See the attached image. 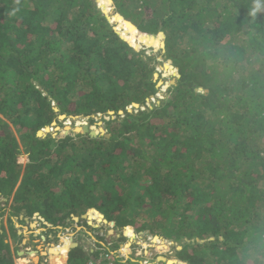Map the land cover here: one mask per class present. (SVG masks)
<instances>
[{
  "label": "trees",
  "instance_id": "obj_1",
  "mask_svg": "<svg viewBox=\"0 0 264 264\" xmlns=\"http://www.w3.org/2000/svg\"><path fill=\"white\" fill-rule=\"evenodd\" d=\"M106 2L131 38L164 36L175 83L148 107L158 56L125 40L97 0H0L1 197L51 232L88 211L188 240L182 263L264 264V0ZM98 115L104 135H38L59 117ZM6 241L0 264H14ZM68 251L66 239L51 249L58 262Z\"/></svg>",
  "mask_w": 264,
  "mask_h": 264
},
{
  "label": "rangeland",
  "instance_id": "obj_2",
  "mask_svg": "<svg viewBox=\"0 0 264 264\" xmlns=\"http://www.w3.org/2000/svg\"><path fill=\"white\" fill-rule=\"evenodd\" d=\"M102 0H97L99 8L102 9V11L109 17V21L111 24L115 25V28L117 32L125 39L131 42L132 45H134L138 50H145L146 54L148 56H158V62L156 63V73H155V79H159L158 87L160 88V92L155 96L152 97L148 102V107H152L153 103H159V101L163 100L167 96V91L171 85L175 83V77H178L176 69L172 66L170 61H165L163 57L160 56V52L165 50V41L164 36L163 37H157L160 41H156L155 45H148L140 38H131L133 35L126 29L125 21L121 17L120 14L115 12V9L113 8L111 2H106L105 4L107 6H104L101 3ZM107 8V9H105ZM120 16L122 20H116L115 17ZM155 38V36H152ZM132 39H134V42H132ZM166 65H169V68L166 69ZM161 77V79H160ZM159 99V100H158ZM134 107L138 108V105H134ZM130 111H132V107L129 108ZM108 120V117L102 118L100 115L94 118L95 123L91 124L88 122V118L83 117H66L62 116L59 117L58 122H54L52 124V127H47L44 130L40 131L39 133L41 136H46L47 134L51 133L55 138H64V137H72L75 138L78 132H76V128H83L84 126H88L90 131H94L98 135L106 134L107 131L105 129V123L104 120ZM14 131V130H13ZM103 133V134H102ZM15 137L19 143V149H20V156H19V163H21L22 167L25 168L26 164L28 163V156L27 153L23 147L22 144V136H20L19 133L15 132ZM23 175V174H22ZM18 189V186L14 192L16 193ZM13 197H10L9 199H5L0 196V233L3 234V240L9 241L10 251L13 259L14 264H22V261L25 260V262L29 261L31 258V255H28L29 253H25L27 251L31 252H38L40 253V256L44 260H48V262L51 264L53 261L58 260V258L50 257L49 250L52 249L54 246L58 247L61 245L63 239L70 240L68 236H71L74 234V242L73 244L78 245L81 248H87L88 241L90 244L93 242V238L97 240H106L111 241L115 247H120L122 245H132V247H138V243H142V241H146V243L152 244L155 246V249L159 253V259L161 257H164L165 259H168V262L161 261L159 264H169L171 261L172 264H187L179 262V260L176 257V250L180 249L181 245L183 243L189 242L188 240L185 241L184 239L181 240V242H175L170 241L167 239H163L158 237V239L155 240V242L150 238L147 237V233L149 231L144 232H137L138 228L136 225L132 222L131 224L134 227H126L123 230H120L119 227L115 228V225L108 222V220L104 217L105 220H94L96 219L97 213H88V211L83 214L86 215V218H83L82 216L77 217L79 218L78 221L74 220V217H72V220L67 219L66 222L60 227H51L53 229V232L49 231L48 226L46 224V221L40 217L38 214H35L31 217H27L21 214V215H15L13 213V206H14V200ZM152 201L148 199L147 197V206H152ZM88 213V214H87ZM93 215V219L89 220V217ZM150 214L145 213L144 219H148ZM42 219V220H41ZM99 219V218H97ZM44 220V221H43ZM150 220V219H149ZM11 222L14 224V226L11 225ZM114 227V228H113ZM128 228H131L137 235V238L134 240V242L130 239L131 237H126L127 235H130L126 233V230ZM14 232L18 234V237H14ZM140 233V234H139ZM144 233V234H143ZM143 234V235H141ZM133 237V233H131ZM154 236V234H152ZM150 236V235H149ZM152 237V236H151ZM10 238H12V244H10ZM150 240H149V239ZM147 239L149 241H147ZM71 241V240H70ZM162 243L167 245L165 248L161 247ZM157 247V248H156ZM169 248V251H168ZM154 249V251H155ZM71 248L68 252V256L65 257V263L66 264H79L80 260L78 257L72 256ZM22 253V255H21ZM166 253V254H165ZM162 255V256H161ZM242 255V254H241ZM246 256L245 254H243ZM72 257V259H71ZM36 259V258H35ZM44 264V263H43Z\"/></svg>",
  "mask_w": 264,
  "mask_h": 264
},
{
  "label": "built area",
  "instance_id": "obj_3",
  "mask_svg": "<svg viewBox=\"0 0 264 264\" xmlns=\"http://www.w3.org/2000/svg\"><path fill=\"white\" fill-rule=\"evenodd\" d=\"M133 233L134 237H132V235H127L126 237H131L130 239L134 242V240L137 238V235L134 231ZM147 234L148 235L146 236L150 237L154 242L156 239H158L157 236H153L151 233ZM68 238L71 240V242H74V234L68 236ZM148 239L147 241L150 240ZM92 240V244H90L88 241L87 248H84L86 251H88L89 257L88 260L83 264H159V262H161L158 260L159 253L155 249V246L146 243V241L138 243V247H132V245H122L120 247H115L111 241H101L94 238ZM27 252L29 253L28 255L33 253L31 251ZM31 258L29 260L30 262L28 261L29 263L27 264H33L31 262ZM48 260H44L43 263L50 264V261L48 262Z\"/></svg>",
  "mask_w": 264,
  "mask_h": 264
},
{
  "label": "bare ground",
  "instance_id": "obj_4",
  "mask_svg": "<svg viewBox=\"0 0 264 264\" xmlns=\"http://www.w3.org/2000/svg\"><path fill=\"white\" fill-rule=\"evenodd\" d=\"M99 215H101V216L103 217V215H102L101 213H97V214H96V216H99ZM92 219H93V215H91V216L89 217V220H92ZM94 220H100V221H102V219H100V218H99V219H97V218L95 219V218H94ZM130 235H131V234H130ZM133 237H134V233H133ZM68 245H69V250H70L71 248H72V249L74 248L73 243H72L70 240H68ZM166 246H167V245H165V244L162 243V246H161V247L165 248ZM168 251H169V248H168ZM68 252H69V251H68ZM68 252H67V254H68ZM49 253H50V257H56V254L53 255V254L51 253V249L49 250ZM165 254H166V253H165ZM35 255H36L35 253H31V257L34 258V259H35ZM161 256H162V255H161ZM35 260H37V259H35ZM160 260H161V261L168 262V261H167L168 259H165L164 257H161ZM160 260H159V261H160ZM27 263H28V262H27V261L25 262V260L22 261V264H27ZM172 263H173V262L171 261L169 264H172ZM51 264H66V263H65V262H58V263H55V262L53 261V263H51Z\"/></svg>",
  "mask_w": 264,
  "mask_h": 264
},
{
  "label": "water",
  "instance_id": "obj_5",
  "mask_svg": "<svg viewBox=\"0 0 264 264\" xmlns=\"http://www.w3.org/2000/svg\"><path fill=\"white\" fill-rule=\"evenodd\" d=\"M76 132L81 133V134H89V135H90L91 137H93V138L98 136V134L95 133L94 131H90V129H89L88 126H84V127L81 128V129L76 128ZM102 134H103V133H102ZM38 135L41 136L40 133H38ZM103 135H104V134H103ZM107 136H108V135H107ZM0 196H1V194H0ZM92 210H95V209H92ZM95 211H97V210H95ZM97 212H98V211H97ZM82 217H83V218H86V215H82ZM74 220H75V221H78L79 218L74 217ZM104 220H105V219H104ZM112 224H114V223H112ZM73 246H74L73 249H75V248L78 247V245H76V244H73ZM21 255H22V253H21Z\"/></svg>",
  "mask_w": 264,
  "mask_h": 264
},
{
  "label": "crops",
  "instance_id": "obj_6",
  "mask_svg": "<svg viewBox=\"0 0 264 264\" xmlns=\"http://www.w3.org/2000/svg\"><path fill=\"white\" fill-rule=\"evenodd\" d=\"M42 220V219H41ZM44 221V220H43ZM10 240V244H12V238H10L9 239ZM6 242H9V241H6ZM36 259L37 260H35L34 258H31V262L33 263V264H38L40 261H41V256L37 253L36 254ZM30 262V261H29ZM28 262V263H29ZM55 263H58V261H54ZM21 264V263H20Z\"/></svg>",
  "mask_w": 264,
  "mask_h": 264
},
{
  "label": "clouds",
  "instance_id": "obj_7",
  "mask_svg": "<svg viewBox=\"0 0 264 264\" xmlns=\"http://www.w3.org/2000/svg\"><path fill=\"white\" fill-rule=\"evenodd\" d=\"M25 253H28V252H25ZM33 253L37 254L38 252H34V251H33ZM38 254L40 255V253H38ZM35 258H36V255H35Z\"/></svg>",
  "mask_w": 264,
  "mask_h": 264
}]
</instances>
